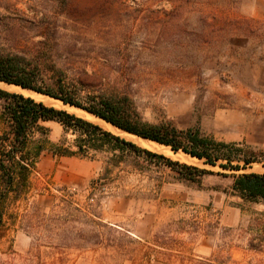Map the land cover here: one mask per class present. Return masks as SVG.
Returning <instances> with one entry per match:
<instances>
[{
    "label": "rangeland",
    "instance_id": "374dc122",
    "mask_svg": "<svg viewBox=\"0 0 264 264\" xmlns=\"http://www.w3.org/2000/svg\"><path fill=\"white\" fill-rule=\"evenodd\" d=\"M8 1L26 16L17 24L0 18L2 52L43 55L44 69L63 70L71 82L81 78L96 92L128 95L148 122L172 121L181 130L264 151V0H118L111 10L104 2L75 0L66 13L58 12L56 0ZM48 26L53 33L46 40L41 33ZM45 125L58 142L63 127ZM159 154L221 172L198 159ZM104 166L42 155L30 203L50 214L66 199L95 220L62 224L83 238L60 227L54 246L64 250L44 247L46 263L190 264V258L214 256L220 262L231 257L229 264H264V236L253 221L264 206H233L240 201L224 192L231 178L208 176L192 185L165 169H127L93 196L90 183ZM248 171L264 173V167ZM162 178L171 182L159 187ZM25 211L24 203L10 209ZM32 246L27 226L9 222L0 258L23 264Z\"/></svg>",
    "mask_w": 264,
    "mask_h": 264
},
{
    "label": "trees",
    "instance_id": "16d2710c",
    "mask_svg": "<svg viewBox=\"0 0 264 264\" xmlns=\"http://www.w3.org/2000/svg\"><path fill=\"white\" fill-rule=\"evenodd\" d=\"M3 1L5 3L0 1V9L10 13V16L0 12V18L4 21L10 19L16 24L24 21L26 14L17 4ZM74 1L56 0L58 12L69 11ZM102 2L111 10L118 0H96L98 5ZM52 33L53 29L48 26L41 36L47 40ZM46 61L39 54L29 58L19 54H6L0 50V82L61 101L66 106L85 111L125 133L170 147L174 152L181 151L207 166L220 168L221 172L215 173L175 161L64 109L0 88V242L5 237L9 222L12 225L19 223L27 226L32 234L33 246L23 264H48L41 256L44 247H51L55 253L64 250L61 246H54V240L60 238L59 229L61 227L62 230V224L70 226L79 218L95 221L89 212L74 207L66 199L62 201L66 204L59 210L60 213L53 209L50 214H46L42 212L39 202L30 203L34 190L33 180L40 159L47 151L55 157L102 161L105 165L103 173L90 183L93 196L105 191L114 174L119 176L127 169L144 173L155 168L168 170L175 181L192 185L201 184L208 176L231 178L232 184L224 192L240 201L232 203L233 206L242 210H245L246 205L264 206V173L248 171L254 165L264 167V151L247 144L218 141L194 130H181L172 121L148 122L128 95L96 92L81 78L77 82H71L63 70L44 69ZM48 122H56L63 127L64 134L56 143L50 139L51 130L45 125ZM170 182L162 178L158 186ZM20 203L25 204V213H10L11 207ZM257 216L253 221L264 236V214L257 212ZM62 231H68L70 236L78 235L83 238V234L75 228L71 232L69 229ZM250 246L256 247L253 242ZM231 261L232 258L229 257L220 262L214 256L193 257L189 260L190 264H229ZM58 263L64 264V258H59ZM0 264L13 263L0 258Z\"/></svg>",
    "mask_w": 264,
    "mask_h": 264
},
{
    "label": "bare ground",
    "instance_id": "6f19581e",
    "mask_svg": "<svg viewBox=\"0 0 264 264\" xmlns=\"http://www.w3.org/2000/svg\"><path fill=\"white\" fill-rule=\"evenodd\" d=\"M0 88L11 91V92L20 93V94L25 95L27 97H31L37 101H41V102L47 104L48 106L56 107L58 109H64V110H66V111H68L74 115H77L79 117L87 119L91 122H95V123L101 125L102 127L109 129L110 131L114 132L115 134L125 138L126 140L132 141L135 144H137L143 148H146V149H149V150H152L155 152H159V153H164V154L169 153V154H175V155L181 156V157L184 156L186 158H191L192 160L196 159V158H192L188 154H185L181 151L174 152L173 150H171L170 147L159 145L155 142L148 141L145 139H141V138H138L136 136L130 135L128 133H125V132L117 129L116 127L106 123L105 121H103V120H101V119H99V118H97V117H95V116H93V115H91L85 111L79 110L75 107L66 106L61 101L46 97L44 95L38 94V93L30 91V90L22 89L21 87H18L15 85H9V84L3 83V82H0Z\"/></svg>",
    "mask_w": 264,
    "mask_h": 264
},
{
    "label": "water",
    "instance_id": "95a60500",
    "mask_svg": "<svg viewBox=\"0 0 264 264\" xmlns=\"http://www.w3.org/2000/svg\"><path fill=\"white\" fill-rule=\"evenodd\" d=\"M23 89V88H22ZM18 94H20V93H18ZM63 103V102H62ZM64 104V103H63Z\"/></svg>",
    "mask_w": 264,
    "mask_h": 264
}]
</instances>
